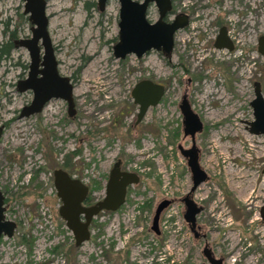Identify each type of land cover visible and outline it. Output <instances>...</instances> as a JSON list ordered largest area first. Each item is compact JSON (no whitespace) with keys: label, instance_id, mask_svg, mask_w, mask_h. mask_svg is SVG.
I'll list each match as a JSON object with an SVG mask.
<instances>
[{"label":"rangeland","instance_id":"374dc122","mask_svg":"<svg viewBox=\"0 0 264 264\" xmlns=\"http://www.w3.org/2000/svg\"><path fill=\"white\" fill-rule=\"evenodd\" d=\"M23 2L0 0V191L5 218L16 224L11 237L0 239V264H207L200 253L204 243L215 258H223L222 264H264L259 208L264 202V139L245 130L246 120L253 118L249 99L255 79L264 96V54L256 47L264 33V0H223L225 9L235 11L233 50L211 44L217 33L210 26V15L219 10L215 4L190 33L174 34L168 62L155 51L140 58L112 56L116 0H107L102 11L97 0H45L57 73L74 86L77 117L68 126L58 99L38 115L18 117L32 96L30 90L16 89L29 59L15 41L30 37L32 26L22 13ZM143 78L165 90L133 125L131 112L125 118L119 113L130 107L129 91ZM183 94L202 126L194 141L206 179L190 195L201 206L196 224L204 237L198 240L184 223L180 201L191 186L177 149L190 146L178 108ZM116 117L118 122L112 120ZM86 135L87 141H81ZM74 149L70 163L81 178L101 176L102 165L116 153L141 174L121 208L92 219L89 238L78 247L57 214L59 201L49 178L51 168ZM92 149L111 152L98 165ZM82 163H88L87 172ZM259 185L262 191L254 197L252 189ZM161 198L169 204L158 218L156 235L149 228L153 207L143 205Z\"/></svg>","mask_w":264,"mask_h":264},{"label":"water","instance_id":"95a60500","mask_svg":"<svg viewBox=\"0 0 264 264\" xmlns=\"http://www.w3.org/2000/svg\"><path fill=\"white\" fill-rule=\"evenodd\" d=\"M105 1L97 0L99 9H103ZM118 2L117 40L112 45V56L123 59L126 55L133 54L136 58H139L145 52L154 50L160 51L164 57H170L173 35L186 25V17L183 14L175 16L169 23L162 20L170 7V0H143L141 3L132 0H118ZM148 2H153L158 10V17L153 22H149L145 16ZM44 9L45 0H24L23 14L27 15V19L32 25L30 28L31 35L28 38L19 39L15 43L26 49L29 61L26 77L18 80L16 86L19 91L30 90L32 98L29 104L21 109L20 116L38 112L44 102L50 98H60L66 101L69 108L72 106L71 84L68 82L67 77L59 76L56 70V60L46 31L47 20ZM38 40L42 47V53L39 51ZM214 46L217 49H232L224 28L218 30ZM257 47L259 52L264 54V34L258 38ZM252 90L253 96L249 99V103L253 118L246 120L245 130L247 128L249 132L261 133L264 139V96L258 79L253 81ZM163 92L162 85L149 79H141L132 87L130 96L133 102L138 105L136 123L140 121L148 107H153L159 102ZM178 108L181 114L182 134L188 136L190 141L188 148L177 146L179 153L185 159L191 180L188 192L180 198L183 205L182 218L193 237H197L196 215L201 207L191 199L190 195L206 179V174L199 167L197 161L198 149L195 147L194 141V135L201 130L202 126L185 97L181 98ZM111 175L112 172L106 184L102 200L92 206L84 207L81 202L87 192L85 184L78 179L70 178L60 169L53 171V186L56 196L60 200L58 215L63 220L65 228L69 230L74 247H78L88 240L91 217L100 210L115 211L123 202L125 186L137 182V177L133 173H121L119 181L113 180ZM168 203L169 200L167 199L161 200L153 211L149 228L156 235L159 233V214ZM259 208L260 215H263L264 202ZM3 211L2 195L0 193V237H10L15 224L4 218ZM203 253L208 264H221V260L212 258L206 248H204Z\"/></svg>","mask_w":264,"mask_h":264},{"label":"flooded vegetation","instance_id":"af4514ba","mask_svg":"<svg viewBox=\"0 0 264 264\" xmlns=\"http://www.w3.org/2000/svg\"><path fill=\"white\" fill-rule=\"evenodd\" d=\"M24 1V0H23ZM107 1V0H106ZM106 1H105V4H104V7H103V9L105 8V6H106ZM117 1V22H118V11H119V2H118V0H116ZM132 1H135V2H137V3H141L143 0H132ZM23 4H24V2H23ZM215 4H217V5H215ZM96 5H97V2H96ZM216 6V7H218L219 8V10L217 11V13H213V14H211L210 15V11H212V9H213V6ZM97 9L99 10V11H102L103 9H99L98 8V5H97ZM22 13H23V10H22ZM179 14H183L185 17H186V25L184 26V27H182L181 29H179V30H177V31H182L183 33H185V34H187V33H190V31H189V29H192L193 28V26L195 25V23L196 22H198L200 19H202V16L201 15H210V17H213L212 18V20H211V22H210V26H212L213 28H215V27H217V33H216V35H214L213 36V39L211 40V44H212V46L213 47H215L214 46V41H215V38H216V36H217V34H218V30L220 29V28H224V30H225V35H226V37H227V39L230 41V43H231V45H232V49L231 50H233L234 48H235V42H234V40H233V36H231V33L232 32H234V31H236V33H237V27H236V16H235V11L234 12H232V9H230V8H228V9H225V7H224V2H223V0H212L211 2H210V0H170V7H169V9H168V11H166V13L164 14V16H163V18H162V20L164 21V22H166V23H169V22H171L173 19H174V17L175 16H177V15H179ZM145 16H146V18H147V20L149 21V22H153L154 20H156L157 19V17H158V10H157V7H156V5L153 3V2H148L147 3V5H146V9H145ZM205 19V18H204ZM28 20V19H27ZM46 20H47V18H46ZM116 26H117V23H116ZM117 30H118V28H117ZM176 31V32H177ZM175 32V33H176ZM174 33V34H175ZM264 34V33H263ZM263 34H260V35H263ZM260 35H259V37H260ZM258 37V38H259ZM174 41H175V39H174V35H173V46H174ZM258 41V40H257ZM173 46H172V50H173ZM256 47H257V45H256ZM217 49V48H216ZM257 49H258V47H257ZM150 51H154V50H150ZM150 51H147V52H145L143 55H145V54H147L148 52H150ZM258 51H259V49H258ZM157 54H160L163 58H166V61L168 62L169 61V59H170V57H171V54H170V57H164L162 54H161V52L160 51H155ZM172 52V51H171ZM129 55H133V54H129ZM142 55V56H143ZM127 56V55H126ZM134 56V55H133ZM135 57V56H134ZM141 57V56H140ZM139 57V58H140ZM136 58V57H135ZM56 65H57V63H56ZM59 75V74H58ZM60 76V75H59ZM65 77H67V76H65ZM68 78V82L71 84V87H72V89H71V98H72V106L69 108L68 107V105H67V103H66V101H64V100H62V99H60V98H50V99H48L46 102H44V104L42 105V107L40 108V110L38 111V112H36V113H33V114H30V115H27V116H24V115H22V116H20V113H21V109L23 108V107H25L26 105H28L29 104V102L27 103V104H24V105H22L20 108H19V110H18V117L19 118H27V117H29V116H31V115H34V114H36V115H38V114H40L41 112H42V110L46 107V105L51 101V100H55V99H58V100H60L61 102H63L64 103V114H65V116H66V126H68L69 124H70V122H72V120H73V118H75V117H77V115H76V113H77V111H76V109H75V99H74V97H73V94H72V92H73V88H74V86H73V82H72V80L69 78V77H67ZM143 79H148V78H143ZM141 80V79H140ZM140 80H138V81H140ZM150 80V79H149ZM137 81V82H138ZM152 81V80H151ZM137 82H135L134 84H133V86L137 83ZM154 82V81H153ZM155 83H157V82H155ZM158 84H160V85H162L163 86V88H164V90H165V87H164V85L163 84H161V83H158ZM132 86V87H133ZM132 87H131V89H132ZM16 89H17V86H16ZM131 89H130V91H131ZM18 90V89H17ZM19 91V90H18ZM22 91H24V90H22ZM130 91H129V94H130ZM32 93V92H31ZM164 93V92H163ZM184 93V92H183ZM163 95V94H162ZM162 97V96H161ZM182 97H185V95L183 94V95H181V98ZM31 98H32V96H31ZM130 98H131V96H130ZM181 98H180V100H181ZM161 99V98H160ZM31 100V99H30ZM131 100H132V98H131ZM180 100H179V102H180ZM158 104V103H157ZM156 104V105H157ZM178 105H179V103H178ZM150 107H148L147 109H146V111L144 112V114H143V116H142V118L140 119V121L144 118V116H145V114H146V112L148 111V109H149ZM127 110L125 111V112H123V113H119V115L120 116H122V117H126V115L128 114V112H131V114H132V117L134 118V121H133V125H136V124H138L140 121H138L137 123H136V113H137V109H138V105L137 104H135L134 102H133V100H132V104L130 105V107L128 108H126ZM112 120H114V121H116V122H118L119 121V117H116V119L115 118H113ZM0 128H1V134H0V137H1V135H2V133H3V124H0ZM86 134H89V133H93V134H95L96 132H98L97 130H92V131H90L89 132V130H85L84 131ZM87 141V135L85 136V137H83L82 138V140L81 141ZM87 149V148H86ZM88 150V149H87ZM93 150V149H92ZM78 150L77 149H74V150H71L70 152H66L65 154H66V156H65V158L63 159V160H61L60 161V163H61V165L60 166H56V165H54L52 168H51V172H49V178L51 179V184H52V188L54 189V186H53V171L54 170H56V169H60V170H62V171H64L70 178H72V179H78L79 181H81L83 184H85V186H86V188H87V192H86V195H85V197H84V199H83V201L81 202V205L82 206H84V207H89V206H92V205H94L96 202H98V201H100V200H102V198L104 197V194H105V188H106V184H107V182H108V180H109V177H110V174H111V172H112V175H111V178L113 179V180H120V178H121V173H133V174H135V176L137 177V182H135V183H131V184H128V185H126L125 186V191H124V197H123V202H122V204H120V206L115 210V211H117L119 208H121L124 204H125V202H126V200H127V197H128V192L130 191V188H132V187H135L139 182H140V178H141V174H140V172H139V168L138 169H136L135 167H131V165H130V163H128L126 160H125V158H123L121 155H119V154H115V155H113V157L109 160V162L106 164V166H103L102 165V167H103V172H101L102 173V175L101 176H98V177H96L95 179H91V180H89V179H84V178H81V177H79L75 172L77 171L76 170V168L74 167V165H71V163H70V160H71V156L73 155V154H75V152H77ZM111 151H107V150H102V151H98V150H93L92 151V153L93 154H98V158H100V161L98 162V165H100V164H103V163H105V161H106V156H108V154L110 153ZM82 166H83V170L85 171V172H87V166H88V163H82ZM84 172V173H85ZM36 173V172H35ZM99 173V172H98ZM48 180V179H47ZM44 185H46V183H43ZM97 190L96 192L94 191V190ZM0 193H1V195H2V206H3V208H4V211H3V216H4V218H5V211H6V206H5V203H4V195H3V193L0 191ZM54 193H55V196H56V192H55V189H54ZM56 198L58 199V197L56 196ZM163 199H165V198H161L159 201H157L156 203H154L153 202V204H152V201H148L149 202V204L146 202V204L148 205V207H153V211H154V209H155V207H156V205L161 201V200H163ZM168 200V199H167ZM58 201H59V205H58V208H59V206H60V200L58 199ZM169 204V203H168ZM144 206V205H143ZM168 207V205L166 206V207H164L162 210H161V212H160V214L164 211V210H166V208ZM201 207V206H200ZM58 208H57V214H58ZM115 211H110V210H100V211H98L95 215H93L92 217H91V220H90V222L92 221V219H94L95 217H97V216H101V215H103V214H106V215H108V214H110V213H113V212H115ZM160 214H159V216H160ZM182 214H183V212H182ZM152 215H153V212H152ZM60 217V216H59ZM159 218V217H158ZM5 219H7V218H5ZM7 220H10V219H7ZM12 221V220H11ZM63 221V220H62ZM12 222H14V221H12ZM185 223V222H184ZM14 224H15V222H14ZM90 225V224H89ZM185 225H186V223H185ZM197 225V224H196ZM187 226V225H186ZM198 226V229H197V232H198V236L197 237H193V235H192V233H191V235H192V238L194 239V240H198V239H203V237H204V233H202L201 232V230H200V226L199 225H197ZM15 227H16V224H15ZM15 229V228H14ZM189 230V229H188ZM13 234V233H12ZM12 236V235H11ZM10 236V237H11ZM2 237H6V236H1L0 237V239L2 238ZM8 238V237H7ZM205 242V241H204ZM204 248H206L207 249V251L209 252V254H210V256L212 257V258H215L214 256H213V254H212V252H211V250H210V248H208V246H207V244H203V247H202V249H201V251H200V253L202 254V256H203V258L205 259V261H206V263L208 264V261H207V259H206V257L204 256ZM220 260H221V264H222V261H223V258L221 257V258H219Z\"/></svg>","mask_w":264,"mask_h":264},{"label":"bare ground","instance_id":"6f19581e","mask_svg":"<svg viewBox=\"0 0 264 264\" xmlns=\"http://www.w3.org/2000/svg\"><path fill=\"white\" fill-rule=\"evenodd\" d=\"M261 191H262V187L260 185L259 186H254V189H252L254 197L258 196Z\"/></svg>","mask_w":264,"mask_h":264},{"label":"trees","instance_id":"16d2710c","mask_svg":"<svg viewBox=\"0 0 264 264\" xmlns=\"http://www.w3.org/2000/svg\"><path fill=\"white\" fill-rule=\"evenodd\" d=\"M148 205L145 203L144 207H147Z\"/></svg>","mask_w":264,"mask_h":264}]
</instances>
